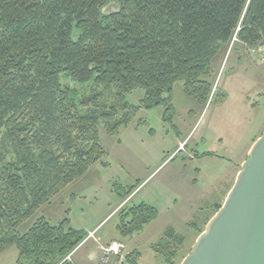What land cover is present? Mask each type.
Returning a JSON list of instances; mask_svg holds the SVG:
<instances>
[{"label":"trees","instance_id":"obj_1","mask_svg":"<svg viewBox=\"0 0 264 264\" xmlns=\"http://www.w3.org/2000/svg\"><path fill=\"white\" fill-rule=\"evenodd\" d=\"M234 41L264 46V0H0V254L14 247L15 264H73L66 257L87 232L68 217L20 226L90 164L106 163L100 126L116 134L161 105L171 122L177 81L204 103L212 62ZM137 89L134 104L127 95ZM121 207L122 236L158 214L143 202ZM182 240L167 228L152 250L179 264Z\"/></svg>","mask_w":264,"mask_h":264},{"label":"rangeland","instance_id":"obj_2","mask_svg":"<svg viewBox=\"0 0 264 264\" xmlns=\"http://www.w3.org/2000/svg\"><path fill=\"white\" fill-rule=\"evenodd\" d=\"M210 81H213L211 95L204 103L185 94L180 81L172 85L171 122L163 120L165 106L161 105L141 108L116 134L100 126L99 138L107 151L106 163L90 164L82 176L62 190L64 194L60 191L24 222L20 230H26L34 217L43 215L52 223L68 217L72 227L92 230L96 236L114 233L118 220L116 205L122 202L121 209L127 210L147 194L159 214L153 226H149L151 229L138 233L129 246L137 243L146 258L151 251L149 244L158 239L162 226L171 224L175 231L186 236L185 242L177 246L176 260L181 262L195 243L194 237L190 242L193 231L187 224L202 225L206 214H214L218 209L212 204L218 192L231 182L230 171L224 163L211 159L190 163L188 155L214 152L238 162L240 150L250 138L261 135L264 129V46L253 48L234 41L222 48L212 62ZM70 85L81 89L80 85ZM143 96V91L137 89L127 95V100L139 104ZM245 96L252 100L253 109ZM184 165L186 170H183ZM191 167H199L201 174L189 177ZM169 173L173 174V184L156 194L153 190H157ZM90 175L99 177L90 181ZM191 178L196 179L195 188H190L194 181ZM136 187L133 194L139 192L132 200L121 198V194ZM168 197L174 199L175 206L170 207ZM102 216L107 217L93 227ZM16 257V248H7L0 254V264H15ZM124 261L127 262L126 254ZM104 264L121 263L109 259Z\"/></svg>","mask_w":264,"mask_h":264},{"label":"water","instance_id":"obj_3","mask_svg":"<svg viewBox=\"0 0 264 264\" xmlns=\"http://www.w3.org/2000/svg\"><path fill=\"white\" fill-rule=\"evenodd\" d=\"M179 264H264V129L223 203Z\"/></svg>","mask_w":264,"mask_h":264},{"label":"crops","instance_id":"obj_4","mask_svg":"<svg viewBox=\"0 0 264 264\" xmlns=\"http://www.w3.org/2000/svg\"><path fill=\"white\" fill-rule=\"evenodd\" d=\"M246 98V102L249 104L250 108H254V104L252 102V100L245 96ZM255 136L254 138H250V141L248 142V144L243 147L241 150H240V161L236 162L232 159H226V158H223L222 154H217V153H214L212 152L214 155L212 156H202V157H199L197 156L198 153H195V154H189L188 157L190 158L191 162L190 163H193V161H200V160H205V159H211L213 162H222L226 165L227 169L230 171V184L229 186L226 187V189H222V191L218 192V198L215 200V202L212 204V205H217V204H222L228 191L230 190V188L232 187L233 183H234V180L236 178V175L238 173V171L240 170L241 168V164L247 159V156H248V151L252 145V143L254 142L255 140ZM242 157V158H241ZM181 163V162H180ZM184 164V162H182ZM186 166L184 165V169L183 170H186ZM192 171V172H191ZM190 172L189 173V177H194V176H197V175H200L201 174V170L199 167H191L190 169ZM86 174V173H85ZM91 177L89 178L90 181H95L98 179V175H90ZM173 174L169 173L167 174L163 180H161V182L159 183V186L157 187V190L154 189L153 191L156 193V194H159V193H163V189L166 187V185H168L169 187L171 186V184H173L172 180H173ZM193 179V184L191 185L190 188H195V186L197 185L196 183V179L195 178H191ZM167 188V187H166ZM138 189V187H136L132 192L131 194H129V196L127 198H129L128 200H132L136 194H138V192H136L135 194H133L136 190ZM169 190V189H168ZM171 190V189H170ZM64 191H62V194ZM153 193V192H152ZM149 195V194H148ZM161 195V194H160ZM173 195H175V193L173 192ZM126 198V199H127ZM148 196L147 194L144 195V196H141V201L136 203V204H139V203H147V204H150L152 206H154L155 208H157L154 204H152L149 200H148ZM168 203L171 206H175L176 202L174 201V199H172L171 197H168ZM175 202V203H174ZM122 202H119L115 209L116 208H119L120 205H121ZM157 212H158V209H157ZM159 214V212H158ZM157 214V216H158ZM157 216L152 220L150 221L148 224H146L143 229L139 232H136V233H133L132 235H129V236H122L117 228H116V225H117V222L114 226V233L112 232H107L105 234H100V235H94L93 237H88L85 239L74 249V251L72 252L71 254V262L73 264H104L101 260V254H102V247L106 244H108L110 241L112 240H122L125 245H126V248H127V253H132L134 254V258H135V261L137 264H162L161 262V259L156 255V253L152 250V245L156 244L158 242V240L160 238H162V236L164 235V232L167 228H171L174 230L175 234H178V235H181L183 237V240L181 243L185 242V238L186 236L183 235L182 233H179L177 231H175V229L171 226V224H167V225H164L162 226L161 230H160V234L158 236V239L155 240L154 242H151L149 244V247L151 249L149 255L146 256V258L143 256L142 252L140 251L139 249V246L138 244L134 243L131 247L129 246V243L132 242L135 238V236H138V233L140 234H143L145 232V230L147 228H149L148 230L151 229V227L153 226V222L156 220ZM213 216V214L211 215H208L206 214L205 218H202V225L200 224H195L194 222H191L189 224H187V226L189 228L192 229V235H191V240L190 242H192V238L194 237V241L196 240L197 236L204 230L208 220ZM107 216H102L101 218H99L98 220L95 221V223L93 224V227H97L100 223H102V221L106 218ZM69 219V218H68ZM118 221V220H117ZM151 226V227H149ZM75 228V227H73ZM76 229H79V230H83L82 228H76ZM86 231V230H85ZM92 231V230H90ZM88 232V231H86ZM195 234V235H193ZM113 259V258H112ZM115 260V259H114ZM127 264H130L127 260Z\"/></svg>","mask_w":264,"mask_h":264},{"label":"built area","instance_id":"obj_5","mask_svg":"<svg viewBox=\"0 0 264 264\" xmlns=\"http://www.w3.org/2000/svg\"><path fill=\"white\" fill-rule=\"evenodd\" d=\"M94 233L91 231L88 233V237H93ZM126 254V245L124 242L120 240H113L107 245L102 247V256L101 260L104 263H108L109 259L112 258L115 259V261H118L119 263H124V258ZM71 255H68L66 259H70Z\"/></svg>","mask_w":264,"mask_h":264}]
</instances>
